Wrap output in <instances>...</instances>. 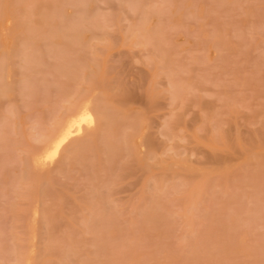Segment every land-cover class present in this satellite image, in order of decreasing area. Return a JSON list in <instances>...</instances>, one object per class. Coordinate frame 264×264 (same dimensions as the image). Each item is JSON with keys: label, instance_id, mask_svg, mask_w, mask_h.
<instances>
[{"label": "rangeland", "instance_id": "obj_1", "mask_svg": "<svg viewBox=\"0 0 264 264\" xmlns=\"http://www.w3.org/2000/svg\"><path fill=\"white\" fill-rule=\"evenodd\" d=\"M0 264H264V0H0Z\"/></svg>", "mask_w": 264, "mask_h": 264}, {"label": "bare ground", "instance_id": "obj_2", "mask_svg": "<svg viewBox=\"0 0 264 264\" xmlns=\"http://www.w3.org/2000/svg\"><path fill=\"white\" fill-rule=\"evenodd\" d=\"M78 108V107H77ZM93 110V109H92ZM79 111V112H78ZM78 113L77 114H71V115H76V117H73V118H68L65 122L64 120V125L59 127V130L57 133H52L54 134L53 138L52 139H48V140H51L49 141V144H47V146L49 147L50 145L53 146L51 149L52 150H48L47 151V156L50 158V157H53L56 155L57 152H59L58 150L60 149V147L62 145H64L66 143V141L71 137L73 136L74 134H77L79 133L80 131H82V126L83 124H91L93 123V121L95 120L94 117H93V114L91 112V110L89 108H82L81 110L78 109ZM57 131V130H56ZM55 131V132H56ZM52 134H51V137H52ZM49 137V138H51ZM46 145V144H45ZM44 148V147H42ZM46 146H45V150H46ZM48 149V148H47ZM39 153V152H38ZM36 154V153H35ZM39 154H42L39 153ZM38 154V155H39ZM45 154V157L47 158L46 156V153ZM34 158V157H33ZM44 158V159H46ZM34 160V159H33Z\"/></svg>", "mask_w": 264, "mask_h": 264}]
</instances>
